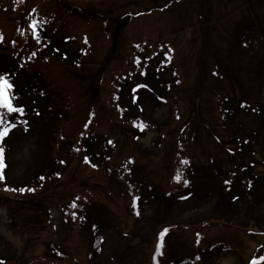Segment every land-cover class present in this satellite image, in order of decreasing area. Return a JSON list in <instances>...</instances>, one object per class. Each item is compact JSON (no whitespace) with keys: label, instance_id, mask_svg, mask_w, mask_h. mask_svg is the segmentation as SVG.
<instances>
[{"label":"rangeland","instance_id":"obj_1","mask_svg":"<svg viewBox=\"0 0 264 264\" xmlns=\"http://www.w3.org/2000/svg\"><path fill=\"white\" fill-rule=\"evenodd\" d=\"M86 1L57 0L65 17H56L55 21L63 26L70 22L66 32L43 27L48 38L46 62L50 64L44 74L48 78L51 73L53 91L43 81L45 77L37 73L38 60L28 62L33 64L29 68L20 66V41L0 34V75H7L14 83L18 97L14 103L24 109L23 114L0 109L5 116L4 126L15 125L0 141L5 164L0 200L7 199L0 209V264H15L21 253L22 242L13 232L17 228L6 208L15 203L9 199L12 191L23 189L25 193L19 192L20 198L27 202L35 195L26 191L51 179L55 180L51 184L61 189L57 195H64L65 200L62 199L61 208L54 206L58 207V221L49 231L47 244L55 247L50 249L46 264H247V250L255 248L256 232H264V61H259L264 60V34L260 35V31L264 32V0H225L230 6L221 14L214 12V0H176L169 7L167 18L185 17V23L173 25L165 19L154 24L164 37L155 42V60L146 59L151 64L148 72L143 71V65L138 71L131 57L123 58L126 40L110 16L98 14L96 6L81 10L74 6L94 3ZM137 1L124 3L129 10L144 1L151 5L150 0ZM166 1L153 3L163 6ZM113 2L122 6L121 0ZM22 3L23 0L0 2L2 28L11 19L24 18L28 6ZM193 6H198L199 12L190 16ZM242 6L244 13L237 15ZM83 10L88 16L84 17ZM71 16H75L72 22ZM77 16L82 19L77 20ZM243 19L251 23L252 41L247 42L256 43L258 58L233 49L234 69L230 77L219 74L213 79L205 69L218 61L230 70L222 47L235 30L240 33ZM108 24L109 32L102 31ZM138 24L142 32L135 38L133 23L131 42L138 40L144 52L146 46H152L143 43L151 35V24L147 20ZM187 30L192 31L189 34ZM99 33L106 34L101 46ZM22 44L37 47L33 42ZM166 52L169 59H161V54L166 58ZM86 62L95 67L85 69ZM118 62L119 71L116 69L120 64L115 67ZM157 67L163 68L161 72ZM111 81L112 89L103 93V84L107 89ZM57 86L68 90L59 95ZM51 92L56 93L52 98ZM100 97L111 104L114 101L112 106L118 104L119 111L109 104L114 112L108 116L99 108L92 112L96 119L89 126L85 115L94 110ZM122 131L128 143L117 147L116 139ZM75 139L80 142L74 143ZM178 141L183 143L180 169L185 186L168 192L160 184L164 180L160 172L166 171L167 161L175 162L179 168L181 157L174 149ZM58 143H65L69 153L61 152ZM116 150H120V165L126 160L132 163V173L124 175L121 167L115 168ZM226 152L225 157L229 158L221 159L219 155ZM82 154L93 167L86 170L85 176L94 175V181L71 190L72 185L79 184L75 181L69 189H63L56 172H60L64 162L80 161ZM188 154L192 155L191 163H185ZM153 156L166 161L158 164ZM78 170L83 172L84 168ZM98 170H104L105 175L95 180ZM152 175L160 178L158 183ZM132 186H136L138 199L132 211L130 206L126 208L131 218L121 216L119 206L125 209L126 203L121 200L127 199ZM130 192L133 194L132 189ZM68 200L71 201L67 203ZM212 220H220L227 227L211 229V239H197L195 231L202 232L201 224ZM165 227L170 228L161 246V238L154 243L155 237ZM154 247L164 257L152 255ZM30 250L31 246L27 254ZM56 250L62 258L56 256ZM260 263L264 264V260Z\"/></svg>","mask_w":264,"mask_h":264},{"label":"trees","instance_id":"obj_2","mask_svg":"<svg viewBox=\"0 0 264 264\" xmlns=\"http://www.w3.org/2000/svg\"><path fill=\"white\" fill-rule=\"evenodd\" d=\"M2 1H6V0H0V2ZM10 1V0H8ZM27 3H31L30 1L27 2V0H25V5H27ZM55 3V2H54ZM53 5H51V7L47 8L44 11V15L46 16V20L50 23L53 24V26H58L66 29L62 24H55L53 22L54 18H55V7H56V3ZM108 1H101V2H97L96 5L95 3H90L89 6H96L98 10H100V12L98 14L100 15H108L110 16V20L113 21L118 15L119 13H117L116 11L112 10V9H108L106 10L105 8L108 6ZM230 5L228 4H224L223 1H219L215 10L216 14H221V11L223 9L228 8ZM88 6H84L83 8H87ZM37 8V5L34 6V9ZM57 8H59V6H57ZM59 12V11H58ZM83 15L88 16L86 14V12L83 10ZM157 13V12H155ZM154 13V14H155ZM76 16V14H75ZM72 16V17H75ZM155 16L157 17L158 15L155 14ZM57 17L58 18H63L65 17V13L60 14L57 13ZM68 18V17H67ZM82 18L77 16V20H80ZM99 20H102L101 18H99ZM94 21L97 23L98 21L94 19ZM218 21V20H217ZM98 24V23H97ZM10 25V21L7 22V26L6 28ZM132 25L131 20H124L121 24V26L118 28V30H122L120 32V36L122 35L124 39H128L130 36H128L126 30ZM99 26V25H98ZM100 27V26H99ZM6 28H2L0 25V29L1 31H5ZM63 29V30H64ZM10 33H15V30H11L10 28L8 29V34ZM100 36H102V38L100 37V46L101 43L104 41V39L106 38V34H100ZM196 60H194L195 62ZM215 64L208 66L205 71L208 73L210 68L212 66H214ZM89 68L93 69L95 67L94 64H89L88 65ZM101 100V97H100ZM79 179H83L82 177H79ZM54 191V189H53ZM20 198V197H18ZM21 199V198H20ZM46 196L43 194V197H39L37 199L34 200H30L29 204L26 203L25 201H20V200H15V203L8 208V212H9V217L11 218V221L13 222V226L14 228H17L15 231L16 233L20 236L21 240H22V250L20 255L18 256L17 262L16 264H31L29 263L30 259H37L40 256H43L46 252V247L44 245V239L42 237L44 228H45V215H46V205L49 204V202L46 201ZM41 202V203H40ZM39 203V204H38ZM25 204V205H24ZM38 204V205H37ZM28 245L31 246V248H33L34 251H36L35 255H31V253L27 254V248L29 247Z\"/></svg>","mask_w":264,"mask_h":264},{"label":"snow or ice","instance_id":"obj_3","mask_svg":"<svg viewBox=\"0 0 264 264\" xmlns=\"http://www.w3.org/2000/svg\"><path fill=\"white\" fill-rule=\"evenodd\" d=\"M30 28L33 31L34 36L39 38V23L37 21H33L30 24ZM14 98L18 100V97H15V85L14 83L7 77V75H0V109L5 110L9 114H23V107L18 106L16 103H14ZM5 125V116L3 112H0V141H2L12 130V128L15 127L14 124H11L10 126H4ZM4 149L3 147H0V179H3V168L5 167L4 164ZM186 163V161H185ZM177 180H179V176H177ZM7 190V189H6ZM23 191V189H21ZM138 199V198H137ZM167 229L162 232L161 235V246L164 235L167 233ZM260 260H264V256H261L259 258ZM251 264H259V261L254 259Z\"/></svg>","mask_w":264,"mask_h":264}]
</instances>
